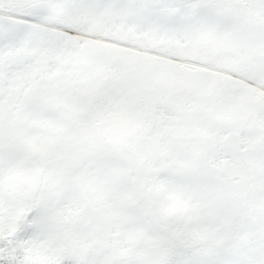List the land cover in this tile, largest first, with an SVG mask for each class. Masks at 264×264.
<instances>
[{"label":"snow or ice","instance_id":"snow-or-ice-1","mask_svg":"<svg viewBox=\"0 0 264 264\" xmlns=\"http://www.w3.org/2000/svg\"><path fill=\"white\" fill-rule=\"evenodd\" d=\"M0 264H264V0H0Z\"/></svg>","mask_w":264,"mask_h":264}]
</instances>
